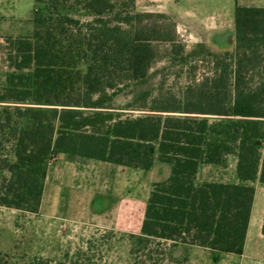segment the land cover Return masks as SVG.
Instances as JSON below:
<instances>
[{"label":"trees","instance_id":"obj_1","mask_svg":"<svg viewBox=\"0 0 264 264\" xmlns=\"http://www.w3.org/2000/svg\"><path fill=\"white\" fill-rule=\"evenodd\" d=\"M34 2L43 8L32 34L8 41L14 72L0 97V206L37 214L58 154L144 171L158 161L170 174L152 184L138 244L242 255L254 183L264 184V77L253 86L250 75L264 72V8L236 7L234 55L216 58L215 76L123 118L107 102L127 82L145 80L155 43L174 37L158 25H133L140 15L127 9L135 0ZM231 146L240 182H199L200 166L219 163Z\"/></svg>","mask_w":264,"mask_h":264},{"label":"rangeland","instance_id":"obj_2","mask_svg":"<svg viewBox=\"0 0 264 264\" xmlns=\"http://www.w3.org/2000/svg\"><path fill=\"white\" fill-rule=\"evenodd\" d=\"M13 6L19 18L10 23L0 22V97L8 86V76L14 72L9 60L8 41L11 38L32 34L34 15L43 8L42 5H34V0H15ZM127 11L131 15H140L138 19L133 20V25H158L174 37L175 42L174 44L156 42L157 58L147 78L139 82H127L114 94L112 100L107 102L112 111L122 115L123 118L135 117L143 113L141 111L143 106H150L152 101L161 95L181 97L187 87L201 83L206 77L216 75V58L222 59L227 54L234 55L235 41L231 37L227 38L224 47L217 45L218 41L214 40L210 41L209 46L197 44L199 40L190 38L184 29L178 30L173 19L160 12H145L137 0L134 7H129ZM234 11L235 9L232 12L233 20ZM69 13L83 22L92 19L83 13L76 14L72 11ZM180 46H184L183 53H179ZM231 60L227 61L234 69V61L230 62ZM250 75L253 76L251 85L254 86L264 77V72L256 70ZM69 157L75 158V156L58 154L49 165L48 175L55 177L56 186L59 174H63L58 165L63 164V161ZM81 159L83 163H77L75 167L64 171L67 176L65 181L71 185V191L60 192L57 187L51 186L46 189V199L51 203L76 199L88 201L95 193L94 190H98V194L104 193L114 202L121 200L126 202L132 215L129 228L115 221L112 224L113 228L102 231L85 220L82 222L73 220L70 224L60 223L57 218L51 219L46 212H41V208L37 214H34L0 206L2 264H31L35 258L81 264H191V251L183 244L169 249L164 242L161 244L150 242L148 247L144 248L136 239L140 234L135 232L134 227L143 214L152 184L163 180L167 173L170 174L168 165L156 161L155 168L151 172L122 166L119 171H110L107 166L96 167L95 164L84 162L85 158ZM237 164V149L233 147L232 151L225 150L219 163H204L200 166L198 181L239 182ZM46 181L47 178L45 179L47 186ZM52 183L53 180L51 185ZM75 183L82 186L83 191H74ZM122 184H124L123 188H121ZM259 184L260 182H255L254 186ZM257 204L255 220L259 221V215L262 214L259 200ZM214 259L215 256L213 262ZM202 262L206 264V261Z\"/></svg>","mask_w":264,"mask_h":264},{"label":"crops","instance_id":"obj_3","mask_svg":"<svg viewBox=\"0 0 264 264\" xmlns=\"http://www.w3.org/2000/svg\"><path fill=\"white\" fill-rule=\"evenodd\" d=\"M15 0H0V22L10 23L12 20L19 18L16 8L13 6ZM145 12H160L165 16L173 19L178 30L184 29L193 40H199L197 44L210 45V41H218L217 45L224 47L228 37L235 41V11L234 20L232 12L237 6L264 8V0H137ZM35 5V2H34ZM7 7V9H5ZM4 26V24H1ZM80 157L66 158L63 164L58 165L62 169L63 174H59L57 186L55 185V177L48 175L47 186L44 184V192L41 202V212H46L51 219L57 218L61 223L70 224V221L85 220L87 223L93 224L102 231L111 229L112 224H122L123 227L129 228L132 215H130L129 207L126 202H114L108 195L94 190L95 193L89 197L88 201L76 199L73 201L58 200L51 203L47 200L48 187L58 188L61 191H71V185L65 181L64 172L71 167H75L77 163H83ZM84 162L95 164L96 167L107 166L110 171H119L120 166L106 162L84 159ZM155 167H153L154 169ZM152 169V170H153ZM162 169V168H161ZM147 171V172H151ZM164 170V169H162ZM61 171V173H62ZM146 172V171H145ZM54 174V173H53ZM163 178H168L169 174ZM67 177V176H66ZM100 177V175H99ZM53 183L51 185V181ZM63 180V181H62ZM239 181V180H238ZM158 182V181H157ZM240 182V181H239ZM235 182V184L239 183ZM124 184L121 185V188ZM80 188V189H79ZM82 186L74 184L73 190L83 191ZM256 193L252 216L249 224L245 249L242 255L215 253L209 249L198 246L189 247L191 251L190 263L203 264H264V235L262 228L264 224V184L256 185ZM121 190V189H120ZM77 192V191H76ZM260 195V197H259ZM149 198V197H148ZM147 198V200H148ZM261 204L259 215L260 220L256 221V206ZM146 203L143 214L140 216L137 225L134 227L135 232L141 234V228L145 217ZM257 222V223H256ZM66 226V225H65ZM217 260L213 262V257Z\"/></svg>","mask_w":264,"mask_h":264}]
</instances>
